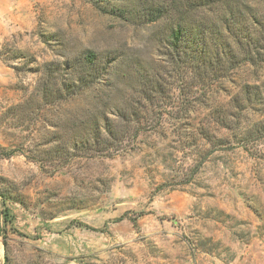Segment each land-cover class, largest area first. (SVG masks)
Instances as JSON below:
<instances>
[{"label": "rangeland", "instance_id": "374dc122", "mask_svg": "<svg viewBox=\"0 0 264 264\" xmlns=\"http://www.w3.org/2000/svg\"><path fill=\"white\" fill-rule=\"evenodd\" d=\"M170 1L0 0V264H264L261 72L182 81Z\"/></svg>", "mask_w": 264, "mask_h": 264}, {"label": "trees", "instance_id": "16d2710c", "mask_svg": "<svg viewBox=\"0 0 264 264\" xmlns=\"http://www.w3.org/2000/svg\"><path fill=\"white\" fill-rule=\"evenodd\" d=\"M233 4V0H171L143 6L150 21L171 19L167 41L169 62L182 74V81L195 73L203 84L212 81L223 84L230 73L237 77L240 70L250 67L256 73L261 72L258 80L262 79L264 84V9L248 3L236 9ZM91 57L87 56L86 62H92ZM69 87L68 91H76ZM259 89L260 85L250 86L247 82L243 86L245 99L252 101L253 94H261ZM49 90L44 88V95ZM239 100L244 102V98ZM105 124L112 138L102 139L98 135L96 146L102 143L111 151L118 129L109 122Z\"/></svg>", "mask_w": 264, "mask_h": 264}]
</instances>
